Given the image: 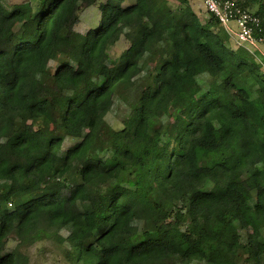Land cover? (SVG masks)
I'll use <instances>...</instances> for the list:
<instances>
[{
    "label": "trees",
    "instance_id": "trees-1",
    "mask_svg": "<svg viewBox=\"0 0 264 264\" xmlns=\"http://www.w3.org/2000/svg\"><path fill=\"white\" fill-rule=\"evenodd\" d=\"M5 1L0 264L62 230L67 264H264V72L217 20L189 0ZM231 1L264 28V0ZM114 92L132 127L105 123Z\"/></svg>",
    "mask_w": 264,
    "mask_h": 264
},
{
    "label": "rangeland",
    "instance_id": "rangeland-1",
    "mask_svg": "<svg viewBox=\"0 0 264 264\" xmlns=\"http://www.w3.org/2000/svg\"><path fill=\"white\" fill-rule=\"evenodd\" d=\"M23 0H6L5 5L8 11H11L12 6L21 3ZM104 2V0H99L98 3ZM191 7L194 12L198 15V18L202 23H205L209 15L207 14L204 4L201 0H189ZM135 3V0H126L122 6H131ZM101 18L100 11L98 10L97 4L91 7H88L80 13V20L75 31L81 35H84L87 31L97 28ZM230 28L235 32L237 29L234 24L229 25ZM225 35L227 39L228 46H230L238 54L248 57L252 61L255 60L252 52H249L247 49L236 45L235 40L231 34L222 33L221 36ZM224 37V36H223ZM127 42L121 38L113 47L109 50V57L112 61H115L119 58L121 53L127 48ZM258 50L263 52L262 47ZM254 51V49H253ZM56 63H50V69L54 70L56 68ZM261 70L264 72V68L260 66ZM140 76V77H139ZM137 76L134 81L141 79L142 74ZM207 85L204 84L203 88H206ZM134 90V89H133ZM131 90V93L132 91ZM115 93V92H114ZM129 93L128 95H130ZM113 103L111 110L105 116V123L111 126L115 130H119L123 127H132L133 123L137 117L135 113H132L130 108L117 99L116 93L113 95ZM180 115L191 120L189 114L185 111L181 112ZM76 141L75 138H68L64 141L62 150L65 151ZM247 198H250V195H247ZM253 201V200H252ZM68 233L64 230L58 232V234L53 239H46L40 242L35 243L26 249V255L28 256V264H67L64 258V245L63 241L66 238ZM17 245L16 238L10 236L7 241V250L13 249Z\"/></svg>",
    "mask_w": 264,
    "mask_h": 264
},
{
    "label": "built area",
    "instance_id": "built-area-1",
    "mask_svg": "<svg viewBox=\"0 0 264 264\" xmlns=\"http://www.w3.org/2000/svg\"><path fill=\"white\" fill-rule=\"evenodd\" d=\"M205 9L212 14L224 28L231 34L236 45L252 52L255 61L264 68V28L259 16L249 10H244L230 0H201ZM234 24L236 31L230 28ZM254 49V51H253Z\"/></svg>",
    "mask_w": 264,
    "mask_h": 264
},
{
    "label": "clouds",
    "instance_id": "clouds-1",
    "mask_svg": "<svg viewBox=\"0 0 264 264\" xmlns=\"http://www.w3.org/2000/svg\"><path fill=\"white\" fill-rule=\"evenodd\" d=\"M231 1V0H230ZM233 2V1H232ZM235 3V2H234ZM236 4V3H235ZM205 8V7H204ZM241 8V7H240ZM243 9V8H242ZM206 10V9H205ZM244 10H247V9H244ZM249 11H251V10H249ZM206 12H207V14L208 15H211V16H213L212 14H210L207 10H206ZM251 12H253V11H251ZM254 13V12H253ZM255 14V13H254ZM214 17V16H213ZM215 18V17H214ZM216 19V18H215ZM217 20V19H216ZM217 22H218V20H217ZM218 24H219V26H220V28L222 29V31L225 33V34H228L225 30H224V28L220 25V23L218 22ZM263 50H264V47H263ZM255 61V60H254ZM256 62V61H255ZM263 62H264V59H263ZM257 63V62H256ZM258 64V63H257ZM259 65V64H258ZM260 66V65H259Z\"/></svg>",
    "mask_w": 264,
    "mask_h": 264
}]
</instances>
